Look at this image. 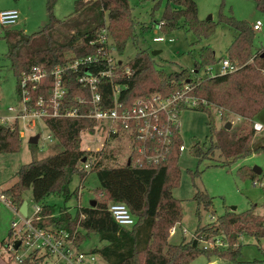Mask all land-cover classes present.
Masks as SVG:
<instances>
[{
    "label": "trees",
    "instance_id": "obj_1",
    "mask_svg": "<svg viewBox=\"0 0 264 264\" xmlns=\"http://www.w3.org/2000/svg\"><path fill=\"white\" fill-rule=\"evenodd\" d=\"M56 2L47 0L49 21L40 30L30 34L24 29L11 27L4 30L3 37L8 42L7 55L17 79L18 97L21 98V81L33 67L42 66L48 72L42 83L35 87L31 82L26 85L31 108L53 111L51 107H39L37 103L39 99L48 101L51 98L54 79L50 71L56 66L64 69L66 94L58 107L60 115L43 118L63 149L24 164L17 172L16 182L3 190L4 194L19 209L24 201V192L31 189L33 201L41 205V219L35 223L43 228L65 229L70 234L76 232L77 245L96 232L105 244L92 248L90 252L99 255L108 264H190L200 255H204L208 262L222 258L227 262L240 263L241 244L236 246L227 242L228 246L224 247L205 246L204 243L221 240L232 233L254 236L259 240L264 238V214L255 212V204L241 212L228 209L214 221L198 226L190 239L173 243L169 240L170 229L176 227L183 216L181 200L173 194L181 177L178 166L181 153L178 149L173 150L167 163L139 165L132 152L123 163L118 160L119 147L111 146L113 142L123 141L118 133L113 134L100 151L94 150L90 154L81 147L82 132L94 133L97 121L87 116L94 108L92 93L78 78L83 73L96 74L110 67L107 57L109 46L100 41L103 28H107L111 46L122 54L128 41L138 42V21L132 15L130 0H77L74 12L63 19L54 13ZM160 2L156 1L153 9ZM256 7L264 13V0H256ZM219 22H227L236 30L227 53L233 62L241 61L243 66L233 72L199 77L200 68L215 65L216 62L214 52L203 47L201 60L195 62L194 69L166 72L157 66L148 49H139L126 62L115 60L112 65L115 73H122L125 67H129V76L101 79L98 89L102 96L101 107L113 106L114 86L120 87L119 101L130 107L138 97L155 92L170 96L189 85L190 95L206 101L205 104L197 103L193 108L210 114V107L214 105L220 110L222 118L233 113L252 120L245 121L247 124L239 125L235 130L225 127L217 130L213 120H210L208 124L215 131L216 143L212 147L195 143L192 152L199 160L212 158V151L217 148L225 160L214 165L225 167L253 153L264 152V140L251 145L257 132L253 120L264 110V57L262 52L254 51L255 30L249 22L226 16L223 12L219 15ZM216 26L217 23L212 20L199 18L195 0H167L160 20L163 33L186 28L198 36H208ZM88 56L97 59V62L88 65L89 69L84 65L77 69L69 67L76 60ZM80 97L85 99V103L80 102ZM75 109L80 116L66 115ZM21 144L18 123L0 121V153L18 152ZM175 144L176 147L182 144L181 135H176ZM31 145L34 147L36 144ZM90 155H93L94 162L87 170L82 163ZM89 172H96L99 181L94 198L96 204L79 206L75 213L62 208L56 214L54 206L46 203V198L57 193L68 200L77 192L69 188L73 176L78 174L83 182ZM261 174L246 165L238 170L239 176L253 181H257ZM193 199L197 201L198 213L200 206L205 209L213 206V197L208 192L198 190ZM110 201L123 202L128 206L136 220L132 227L121 226L115 221L109 211ZM262 251L264 254V249ZM38 261L39 257L31 254L17 264H36Z\"/></svg>",
    "mask_w": 264,
    "mask_h": 264
},
{
    "label": "rangeland",
    "instance_id": "obj_2",
    "mask_svg": "<svg viewBox=\"0 0 264 264\" xmlns=\"http://www.w3.org/2000/svg\"><path fill=\"white\" fill-rule=\"evenodd\" d=\"M76 1L57 0L54 7L55 15L61 19L68 17L74 12ZM156 1L159 0H130L132 15L138 21V42L128 41L122 54H118L115 49L110 47L107 57L126 62L134 57L139 49H148L150 53L158 51L153 55L157 66L166 72H173L180 71L182 68L194 69L195 62L201 60L202 48L208 47L214 52L216 60L215 65L209 66L218 70L221 65V61L217 63L218 60L228 54L229 46L237 34L236 30L227 22H219L221 12L226 16H234L249 23L261 20L262 26L255 31L253 44L254 51L258 53L264 51V13L257 9L256 0H195L198 5L199 18L217 23L214 32L208 36H198L186 28L163 33L159 24L167 0H160L159 6L153 9ZM12 9L18 10L20 13L17 23L8 26L0 23V119L8 118L6 124L18 123L22 144L18 152L0 153V192L2 193H4L3 190L16 182L17 172L24 164L63 149L56 139L50 140L49 136H52V133L43 117L20 114V111L24 109V100L17 95V79L7 55L8 42L3 37L4 30L11 27L24 29L30 34L40 30L49 21L47 0H0V11ZM157 36H162L164 40L154 41L153 38ZM109 42L111 43L110 37ZM250 60L252 61V59ZM235 63L239 67L244 65L241 61ZM206 68H200L199 77L207 75ZM10 107L13 110H9ZM210 108V114L208 111L197 110L193 107H187L180 113V134L186 150L179 156L178 166L181 177L179 184L173 189V194L181 200L183 216L181 222L176 226L177 232L169 237L173 243L190 239L198 226L214 221L228 209L241 212L255 204V212L260 215L264 214V171L259 176V181H256V185L253 184L254 181L251 178H242L238 175V170L243 165L251 168L257 165L264 170V152L253 153L237 160L231 166L225 167L214 165L225 160L217 148L212 151V158L202 161L192 152V146L197 142L204 143L206 147H212V144L216 143L215 131L208 124L210 120H213L217 130L225 127L227 121L232 122L230 130L247 124L245 121H252L233 113L222 118L217 107L213 105ZM258 119L264 121V115ZM37 134L39 139L33 147L29 141L32 136ZM104 136L102 133L84 131L81 134V147L86 150L91 149L90 154L94 153L93 151L97 150V147L101 148L102 144L107 145ZM105 138L107 139V136ZM263 140L264 130L262 129L256 132L251 145L263 142ZM111 146L120 148L117 150V156L118 160L123 163L130 152L127 141L113 142ZM92 156L90 155V157ZM98 187L99 181L96 172H89L83 182L80 176L75 174L69 188L70 191L76 190V194H72L68 200H65L63 195L53 193L46 198V203L54 206L56 214L62 208H68L71 213H75L79 206H87L92 199L96 198ZM198 190L208 192L213 197V206L210 209L200 206L199 213L197 212V201L193 199ZM23 197L28 202L27 218H32L38 205L32 199V190L27 189ZM13 221L21 222L19 214L6 203L0 202V264H17L18 258H25L30 251L24 245L17 252H11L6 247V244H9L10 240L15 237L12 232ZM220 242L219 245L224 247H227L228 243L236 246L241 244V262H227L222 258L214 259L211 262L216 260L219 264H259L261 262L258 261H262L264 264L262 251L264 238L259 240L254 236H237L232 233L222 237ZM103 244L105 243L100 240L99 235L92 232L81 245H78V248L80 252L91 254L92 248L100 247ZM92 255L95 259L91 264H108L99 255ZM57 264H64V262L57 261ZM190 264H208V259L204 255H200Z\"/></svg>",
    "mask_w": 264,
    "mask_h": 264
},
{
    "label": "built area",
    "instance_id": "obj_3",
    "mask_svg": "<svg viewBox=\"0 0 264 264\" xmlns=\"http://www.w3.org/2000/svg\"><path fill=\"white\" fill-rule=\"evenodd\" d=\"M20 17L18 10H3L0 11V23L2 25L16 24ZM262 26L261 20H257L252 24L253 29L259 30ZM160 27V24H159ZM154 41H163L162 36L153 38ZM100 41L107 43L109 48L115 49L109 42L107 28H103L100 36ZM97 62V59L88 56L76 60L69 67L77 69L79 66L84 65L89 69L90 64ZM115 60L111 57L108 58V63L111 64L109 68L100 70L96 74L83 73L79 76L78 80L83 85L89 87L92 93V104L94 108L91 109L87 116L95 119L97 125L95 132L102 133L104 139L108 142L113 134H120L124 141L129 144V154L134 153L135 162L139 165H159L170 161V155L174 149H178L180 153L186 150L185 145L182 143L178 147L175 144L176 135L180 134L179 117L182 110L187 107H194L197 103H206L205 100H199L195 96L189 94L190 86L186 85L180 92L174 93L170 96H163L160 93H152L147 96L136 98L130 107L124 105L118 99L120 87L114 86V104L112 107H101L102 96L99 93V83L103 77H125L131 74L129 67H125L122 73H115L112 65ZM220 68L215 70L212 66H207V75L215 76L228 72H233L239 68L238 64L233 62L229 55L226 54L222 57ZM63 71L60 66H56L50 71L53 76L52 95L48 101L39 99V107H51L52 112L45 108H31L29 106V95L26 85L31 82L34 87L39 84L41 79L47 76L48 72L42 66H35L32 68L28 75H25L21 81V98L24 100V109L20 114H30L33 117H46L60 115L58 107L62 103L66 88L63 84ZM81 103H85L83 97L79 98ZM9 110H13L12 107ZM67 116H80L77 109L71 110L66 113ZM9 119H0L2 123L7 122ZM6 124V123H5ZM253 127L256 131H261L264 126L260 122H254ZM32 131V129H30ZM50 140L56 139L53 135L49 136ZM106 142V143H107ZM105 147H97L96 151H100ZM91 149H88L90 151ZM129 154L126 159L129 158ZM82 163L83 167L90 170L93 166V157H86ZM126 161V160H125ZM257 184L256 181L253 182ZM0 202L6 203L9 207L15 210L21 218V222L13 221L12 232L15 235L10 240L6 247L9 251L17 252L22 245L30 251L27 256L35 254L39 257L36 264H57V261H63L64 264H91L95 259L91 254L80 252L77 245V233L70 234L65 229L43 228L35 222L41 219V205L36 206L35 214L32 218L24 216L18 208H16L12 199L0 192ZM109 211L114 217L115 221L124 227H132L135 224V217L132 215L128 206L123 202L110 201ZM176 233V227L170 229V235ZM17 240L21 241L18 249H15ZM205 246H214V244H221L220 240L212 243H204ZM1 247V246H0ZM26 256V257H27ZM25 257V258H26ZM24 259V258H23ZM23 259L18 258V262ZM87 259V261H85Z\"/></svg>",
    "mask_w": 264,
    "mask_h": 264
},
{
    "label": "water",
    "instance_id": "obj_4",
    "mask_svg": "<svg viewBox=\"0 0 264 264\" xmlns=\"http://www.w3.org/2000/svg\"><path fill=\"white\" fill-rule=\"evenodd\" d=\"M156 53H158V51H152V55H155ZM262 57H264V51L261 54ZM232 127V122L227 121V123L225 124V128L226 129H230ZM39 139V135H34L30 138V144H37ZM86 159H83V161H85ZM254 172H256L257 174H261L262 173V168L255 165L253 168ZM96 204V201L93 199L90 201V205L94 206ZM19 211L24 215L27 216L28 215V202L26 200L23 201V203L21 204ZM21 244L20 240H17L15 243V249H18L19 245ZM210 264H217V262H211Z\"/></svg>",
    "mask_w": 264,
    "mask_h": 264
},
{
    "label": "crops",
    "instance_id": "obj_5",
    "mask_svg": "<svg viewBox=\"0 0 264 264\" xmlns=\"http://www.w3.org/2000/svg\"><path fill=\"white\" fill-rule=\"evenodd\" d=\"M257 21V20H256ZM255 21V22H256ZM254 22V23H255ZM251 25L253 24V23H250ZM264 115V110H262L255 118H254V121L253 122H260V123H262L263 124V126H264V121H260L259 119H258V117H262ZM264 130V129H263ZM263 170V169H262ZM264 171V170H263ZM263 171H262V173H263ZM179 224V223H178ZM177 226V225H176ZM176 232H177V228H176ZM264 249V248H263ZM264 256V255H263ZM263 261H264V257H263ZM214 262H217L216 260L214 261ZM211 262H208V264H210ZM217 264H219L218 262H217ZM259 264H262V262L261 263H259Z\"/></svg>",
    "mask_w": 264,
    "mask_h": 264
}]
</instances>
